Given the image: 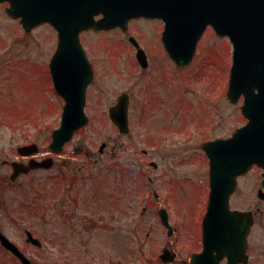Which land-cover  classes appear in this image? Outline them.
<instances>
[{
  "label": "rangeland",
  "instance_id": "rangeland-1",
  "mask_svg": "<svg viewBox=\"0 0 264 264\" xmlns=\"http://www.w3.org/2000/svg\"><path fill=\"white\" fill-rule=\"evenodd\" d=\"M6 6L0 4V231L32 264H148L147 233L151 254L159 252L166 235L157 207L145 211L144 206L154 199L157 187L172 222L180 231L195 234L210 193L209 160L202 143L229 137L247 121L241 112L243 99L235 103L226 95L232 42L208 28L193 60L182 67L162 44L164 25L158 19L134 20L126 30L81 33L95 69V81L87 89L89 124L74 133L61 154L52 155L53 169L33 170L12 181L7 161L25 159L18 146L36 142L40 157L48 153L52 132L61 125L64 100L49 69L58 43L56 29L47 23L27 32L19 19L9 17ZM133 36L150 50L146 69L134 56ZM125 91L135 100L127 135L108 111ZM78 142L84 144L82 153L74 152ZM102 143H107L103 152ZM260 178L256 168L240 179L231 198L233 208L259 203L264 210ZM98 184L103 187L99 201L91 205V190ZM76 193L82 201L65 223L60 213ZM108 193L114 200L107 199ZM260 221L264 224V216ZM26 228L43 247L26 242ZM67 239L76 252L59 245ZM261 240L258 254L264 235ZM3 258L22 264L0 244V262ZM251 264H264V253Z\"/></svg>",
  "mask_w": 264,
  "mask_h": 264
},
{
  "label": "water",
  "instance_id": "water-1",
  "mask_svg": "<svg viewBox=\"0 0 264 264\" xmlns=\"http://www.w3.org/2000/svg\"><path fill=\"white\" fill-rule=\"evenodd\" d=\"M6 1L8 14L21 19L24 30L32 31L47 22L58 30V50L51 58L50 71L55 89L65 104L61 126L53 131L49 144L52 152H62L74 132L89 122L85 112L86 90L94 81V69L80 38L82 31L110 30L118 26L126 29L133 17H159L165 23L164 44L182 66L193 59L208 25L220 35L230 37L234 56L227 95L233 102L244 96L242 114L249 122L232 137L202 145L210 160L211 193L203 220L204 250L193 256L192 264H219L226 256L229 263L241 261L247 249L253 212L232 210L230 198L238 186L239 175L246 174L256 163L264 168V0H0V3ZM138 57L145 67L143 51H139ZM129 102V94L125 92L109 109L112 122L125 134L130 130ZM75 145L76 153L83 152L84 144ZM105 146L103 143L100 150ZM39 151L34 142L18 148L22 156ZM54 162L52 157L42 161L32 157L28 163L12 161L14 170L10 180H17L32 169L52 168ZM260 196L264 197V178ZM161 214L172 232L166 209L162 208ZM26 232L27 242L42 246L33 232ZM0 241L24 264L31 263L5 233L0 232Z\"/></svg>",
  "mask_w": 264,
  "mask_h": 264
},
{
  "label": "flooded vegetation",
  "instance_id": "flooded-vegetation-1",
  "mask_svg": "<svg viewBox=\"0 0 264 264\" xmlns=\"http://www.w3.org/2000/svg\"><path fill=\"white\" fill-rule=\"evenodd\" d=\"M138 44L140 48L143 47L140 45L139 41H138ZM162 44H163V40H162ZM132 46H134L133 48L134 56L136 57V60L139 66L142 67L137 57L138 46H135L134 44H132ZM143 49L145 50V56L147 57L148 64L147 66L142 67V68L146 69L148 68L149 61H151L152 57L150 56V50L147 48V46L144 45ZM133 99H134V96L132 95V93H130V98H129L130 107L129 108H131L134 104L135 100ZM137 106L140 107V103H137ZM143 152H145V154H148L146 150H144ZM256 168L261 170V176H262L264 173V170L258 167L257 165H254L251 168V170L248 173H246V175L256 170ZM246 175L241 176L239 180L242 177H245ZM163 202H164L163 199L161 200L151 199L149 201H146V204L144 205L145 211H149L151 207L153 208L157 207V215L160 218L162 226H164V229H166V232H164L166 233V235L165 237L163 236L165 239H163V241H160V250L159 252H155L154 254H151V250H152V240L150 238L151 233L150 232L147 233V238H148L147 247L149 248V251L147 253V258H146L147 262L148 264H192L194 254H196L197 252H201L203 249V246H202L203 227L202 226L199 228L197 227L198 229L195 228L196 229L195 234L194 233L188 234L187 229L180 231L179 226H176V224L172 222V215H171V222H172V225L174 226V230L170 233L168 230V227L165 226L164 223H162L161 216L159 215L160 207L162 205H165ZM167 208L170 212V209L168 206ZM247 209H250L255 213L254 221H253L254 223L252 224V227L248 232L249 235L247 236V239H246L247 249L245 251L243 259L237 263H232V264H251L254 258L258 259V257L262 256L264 253V248H262V251L260 252V254H258V252L261 250V247H262L260 242L262 241L261 239L264 235L263 233L264 224L263 222L260 221V218L264 216V210L262 209V205L259 203L257 204V206H252L251 208H247ZM247 209H243V210H247ZM189 235H191V237ZM219 264H230L229 259L226 257L225 259H222L219 262Z\"/></svg>",
  "mask_w": 264,
  "mask_h": 264
},
{
  "label": "trees",
  "instance_id": "trees-1",
  "mask_svg": "<svg viewBox=\"0 0 264 264\" xmlns=\"http://www.w3.org/2000/svg\"><path fill=\"white\" fill-rule=\"evenodd\" d=\"M102 181H99V183H101ZM102 186H103V183H102ZM101 186V184H98L97 185V188H95V190L93 191V195H98L99 194V192L102 190V187ZM99 196V195H98ZM114 198H115V196H113ZM93 199V198H92ZM93 201H95L94 199H93ZM99 201V200H98ZM98 201L97 202H94V203H98ZM80 202H81V198H79V196H74L73 197V208L72 209H68V208H66L65 210H63L62 211V213H60V215H61V220H63V222H68L69 221V219H71V215H72V213L73 212H75L76 211V209H75V207H76V205H78V204H80ZM36 203H34V205H35ZM85 214V216H87V213H84ZM86 219V218H85ZM88 219H90V218H88ZM87 219V220H88ZM91 220V219H90ZM84 224H86L87 226H88V223L87 222H85ZM85 225V226H86ZM73 228H74V225H73ZM74 231V230H73ZM66 237V236H65ZM64 237V238H65ZM59 245H63L64 247H65V249H70V250H72L73 252H76L75 251V249H74V246L75 245H72V242L69 240V239H67V240H60L59 241ZM0 264H11L8 260H6V259H3L2 260V262H0Z\"/></svg>",
  "mask_w": 264,
  "mask_h": 264
}]
</instances>
